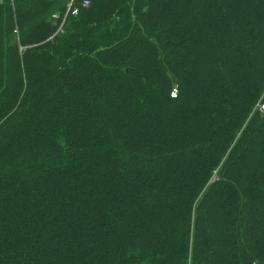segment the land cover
Returning a JSON list of instances; mask_svg holds the SVG:
<instances>
[{
    "label": "trees",
    "instance_id": "16d2710c",
    "mask_svg": "<svg viewBox=\"0 0 264 264\" xmlns=\"http://www.w3.org/2000/svg\"><path fill=\"white\" fill-rule=\"evenodd\" d=\"M69 1L0 0V264H264V0Z\"/></svg>",
    "mask_w": 264,
    "mask_h": 264
},
{
    "label": "built area",
    "instance_id": "2783aa9c",
    "mask_svg": "<svg viewBox=\"0 0 264 264\" xmlns=\"http://www.w3.org/2000/svg\"><path fill=\"white\" fill-rule=\"evenodd\" d=\"M88 5H89V1L88 0H83L82 6L85 7V6H88ZM68 14H70L72 16H76L78 14L77 8L73 7V0L69 1V3L67 4V8H66L65 14H64L62 20L59 22L55 34L63 32V25H64L65 19H66ZM59 17H60L59 14H52L51 15V20L54 21L55 24H57L58 20H59ZM260 111H264V105L261 107Z\"/></svg>",
    "mask_w": 264,
    "mask_h": 264
},
{
    "label": "rangeland",
    "instance_id": "374dc122",
    "mask_svg": "<svg viewBox=\"0 0 264 264\" xmlns=\"http://www.w3.org/2000/svg\"><path fill=\"white\" fill-rule=\"evenodd\" d=\"M11 1H13V0H11ZM70 1H72V0H70ZM55 13H57V12H55ZM263 105H264V103H261V104L257 105L258 111H260V109H261V107H262Z\"/></svg>",
    "mask_w": 264,
    "mask_h": 264
}]
</instances>
